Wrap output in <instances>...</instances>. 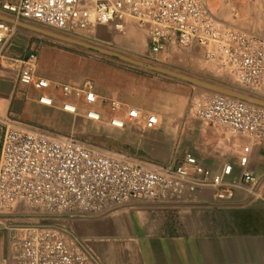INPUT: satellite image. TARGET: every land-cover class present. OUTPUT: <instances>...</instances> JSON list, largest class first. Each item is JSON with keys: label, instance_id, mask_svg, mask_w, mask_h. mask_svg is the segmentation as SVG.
I'll list each match as a JSON object with an SVG mask.
<instances>
[{"label": "crops", "instance_id": "obj_1", "mask_svg": "<svg viewBox=\"0 0 264 264\" xmlns=\"http://www.w3.org/2000/svg\"><path fill=\"white\" fill-rule=\"evenodd\" d=\"M221 20L264 38V0H206ZM18 27V26H17ZM99 38L159 66L206 78L264 98V92L245 89L227 73L216 74L203 64L204 48L168 47L148 55L147 33L128 21L124 34L113 39L107 26L95 27ZM33 53L36 72L51 85L52 105L37 101L38 91L19 80L23 60ZM90 78L98 95L77 113L61 108L70 99L62 96L60 83ZM238 86V87H236ZM209 92L172 77L139 69L104 55L55 43L19 27L0 41V146L7 121L43 128L52 134H92L93 144L127 160L150 167L173 165L190 153L203 167L208 180L226 164L231 177L248 171L252 183H241L229 202L216 200L207 183L175 202H128L108 212L63 220L100 264H264V141L235 134L193 114L195 102ZM122 102L142 114L153 113L158 123L151 128L139 119L110 123L124 116L105 102ZM86 108L99 113L85 115ZM247 146L248 151L243 152ZM244 157V166L239 159ZM12 230L0 224V264H12Z\"/></svg>", "mask_w": 264, "mask_h": 264}, {"label": "built area", "instance_id": "obj_2", "mask_svg": "<svg viewBox=\"0 0 264 264\" xmlns=\"http://www.w3.org/2000/svg\"><path fill=\"white\" fill-rule=\"evenodd\" d=\"M0 13L42 28L78 37L97 26L123 32L128 21L147 33L148 55L168 47L204 48L203 64L216 74L227 73L239 86L264 92V38L218 18L206 0H0ZM13 25L0 20V41ZM19 80L36 89L37 101L52 105L50 81L36 72V58L22 62ZM70 98L61 108L77 113L79 102L93 104L98 95L90 78L56 85ZM124 111L110 123L139 119L151 128L153 113L142 114L122 102L108 101ZM193 114L230 132L264 141V107L218 93L194 103ZM85 115L99 113L86 108ZM248 147H243L247 152ZM244 157L239 164L244 166ZM195 156L185 153L173 165L150 167L86 143L72 134H52L43 128L7 121L0 146V224L12 230V264H93L66 234L52 228L26 227L15 218L48 224L95 216L128 202L171 203L196 192L205 183L215 188L218 202H229L241 183H252L245 171L231 177L226 164L208 180Z\"/></svg>", "mask_w": 264, "mask_h": 264}, {"label": "water", "instance_id": "obj_3", "mask_svg": "<svg viewBox=\"0 0 264 264\" xmlns=\"http://www.w3.org/2000/svg\"><path fill=\"white\" fill-rule=\"evenodd\" d=\"M0 20L5 21L11 25H15L18 27H22L28 29L34 33L45 36L52 41L61 43L63 45L72 46L84 50H89L95 52L99 55L108 56L114 58L115 60L139 68L143 70H148L152 72H157L169 77H172L181 82L190 84L191 86L198 87L208 91L209 93H218L221 95H225L228 97H232L235 99L243 100L247 103L258 105L264 107V98L249 93L247 91L228 87L219 83H215L209 80H205L196 76H193L188 73H184L181 71L173 70L167 67L159 66L153 63H148L140 59H136L134 57L116 52L114 50L98 46L95 44H91L87 41L78 39L77 37L65 35L50 29L42 28L21 20H17L9 15L0 13ZM26 227H40V228H52L61 231L62 233L69 236L75 244L87 255V257L91 260L93 264H100L97 259L89 252V250L80 242V240L75 236L68 228L61 226L56 223H48V224H28Z\"/></svg>", "mask_w": 264, "mask_h": 264}, {"label": "rangeland", "instance_id": "obj_4", "mask_svg": "<svg viewBox=\"0 0 264 264\" xmlns=\"http://www.w3.org/2000/svg\"><path fill=\"white\" fill-rule=\"evenodd\" d=\"M107 27H108V30H110L112 33H114L112 35L113 39H118V37H119V35H117L115 33L124 34V31H125L124 30L123 32H120V31H117V30L113 29L111 26H107ZM18 28L19 27L13 25V29H18ZM77 38L81 39V40H84V41H87V42H89L91 44L102 46V47L114 50L116 52H119V53H122V54H125V55H128V56L134 57L136 59L143 60V61L148 62V63H153V64H156V65H160V64H157L156 62L154 63L151 59H147L146 57H144L142 55L132 54L131 52H128V51L124 50L123 48H120V47H118L116 45H113V44H109L108 42H106V41H104V40H102L101 38L98 37V35L95 32V28H93L92 30H89V31L82 32L80 34V36H78ZM49 40H51V39H49ZM55 43H57V42H55ZM70 47H72V46H70ZM72 48L78 49L80 51H85L87 54H90V55H95L96 54L95 52H92V51H89V50H84V49H80V48H76V47H72ZM165 67H168V66H165ZM204 79H206V78H204ZM236 87H238V86H236ZM249 93H251V92H249ZM254 95L259 96L258 94H254ZM259 97H261V96H259ZM69 134H72L76 138H78V139H80V140H82V141H84L86 143L93 144V135L92 134H79V133H77L76 129H71ZM13 221H15L17 223H21V224H31L33 222V220L30 219V218H24V217H19V216L17 218H15V220H13ZM3 223L4 222H1V224H3ZM55 223L59 224L61 226H64L63 221H59V222H55Z\"/></svg>", "mask_w": 264, "mask_h": 264}]
</instances>
